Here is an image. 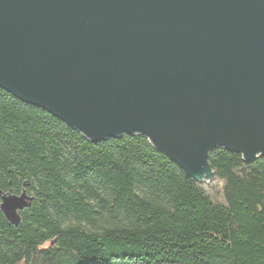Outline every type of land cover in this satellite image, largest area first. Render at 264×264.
<instances>
[{"label": "water", "instance_id": "1", "mask_svg": "<svg viewBox=\"0 0 264 264\" xmlns=\"http://www.w3.org/2000/svg\"><path fill=\"white\" fill-rule=\"evenodd\" d=\"M0 87L209 183L212 149L264 156V0H0Z\"/></svg>", "mask_w": 264, "mask_h": 264}, {"label": "trees", "instance_id": "2", "mask_svg": "<svg viewBox=\"0 0 264 264\" xmlns=\"http://www.w3.org/2000/svg\"><path fill=\"white\" fill-rule=\"evenodd\" d=\"M201 183L142 135L90 141L0 87V264H264V156ZM26 195L12 222L3 195Z\"/></svg>", "mask_w": 264, "mask_h": 264}, {"label": "rangeland", "instance_id": "3", "mask_svg": "<svg viewBox=\"0 0 264 264\" xmlns=\"http://www.w3.org/2000/svg\"><path fill=\"white\" fill-rule=\"evenodd\" d=\"M28 202L27 199L25 201L22 197H11L3 202L4 211L6 216L9 219H16L19 216V208Z\"/></svg>", "mask_w": 264, "mask_h": 264}]
</instances>
